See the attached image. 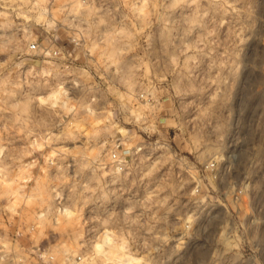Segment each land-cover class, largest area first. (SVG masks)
<instances>
[{
    "label": "rangeland",
    "instance_id": "obj_1",
    "mask_svg": "<svg viewBox=\"0 0 264 264\" xmlns=\"http://www.w3.org/2000/svg\"><path fill=\"white\" fill-rule=\"evenodd\" d=\"M0 264H264V0H0Z\"/></svg>",
    "mask_w": 264,
    "mask_h": 264
},
{
    "label": "built area",
    "instance_id": "obj_2",
    "mask_svg": "<svg viewBox=\"0 0 264 264\" xmlns=\"http://www.w3.org/2000/svg\"><path fill=\"white\" fill-rule=\"evenodd\" d=\"M37 46H38V45L35 44V43H33V44L31 45V47H32L33 49H36ZM56 53H57L56 51L53 52V54H56ZM50 54H51V53H50ZM113 157H114V158H117V154L114 153V154H113ZM211 167H214V164H213ZM208 168H210V166H209Z\"/></svg>",
    "mask_w": 264,
    "mask_h": 264
},
{
    "label": "bare ground",
    "instance_id": "obj_3",
    "mask_svg": "<svg viewBox=\"0 0 264 264\" xmlns=\"http://www.w3.org/2000/svg\"><path fill=\"white\" fill-rule=\"evenodd\" d=\"M98 247H101V245H100V244H98Z\"/></svg>",
    "mask_w": 264,
    "mask_h": 264
}]
</instances>
